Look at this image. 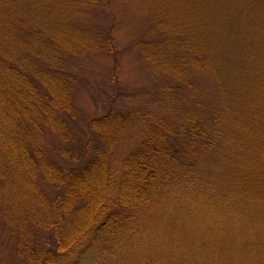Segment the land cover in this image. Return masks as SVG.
<instances>
[{"label": "trees", "instance_id": "1", "mask_svg": "<svg viewBox=\"0 0 264 264\" xmlns=\"http://www.w3.org/2000/svg\"><path fill=\"white\" fill-rule=\"evenodd\" d=\"M47 1L0 0V212L22 264H100L123 243L152 241L164 216L174 218L175 232L150 264H264V169L255 166L264 160V84L236 79L249 108L223 129L206 116L148 125L137 107L81 116L72 104L75 76L62 64L90 40L53 19ZM105 45L112 53L111 37ZM218 60L208 54L196 66L219 80ZM143 119L144 140L114 164L113 143ZM46 129L71 146L45 145ZM254 133L263 143L253 144ZM213 156L229 161L219 174L201 166ZM231 156L244 164L231 165ZM7 190L42 240L27 215L15 220L11 205L2 208ZM191 242L194 253L177 250Z\"/></svg>", "mask_w": 264, "mask_h": 264}, {"label": "rangeland", "instance_id": "2", "mask_svg": "<svg viewBox=\"0 0 264 264\" xmlns=\"http://www.w3.org/2000/svg\"><path fill=\"white\" fill-rule=\"evenodd\" d=\"M47 2L51 11L57 14L53 19L58 20L61 26L88 34L90 40L84 51L73 54L62 64L66 72L75 76L72 104L81 116L100 117L103 109L105 112L109 108L128 111L137 107V112L144 114V118L149 121L148 125L159 119L187 121L206 116L212 121L216 117L217 129H223L229 119L242 114L246 107L249 108L246 89L243 90L245 94H242L239 87H235L236 79L247 77L251 80L252 77V82L264 84V0ZM108 37L112 40V53L105 45ZM97 45H100L99 50ZM212 53H218L220 57L217 61L222 66L218 71L219 80L205 71L204 67L196 66ZM261 86L264 88V85ZM236 88L240 92L231 97L230 90ZM243 120V117L239 119L236 129L244 127L241 123ZM143 121L115 140L110 154L114 164L144 140L148 125ZM213 127L214 123L210 130ZM258 127L253 125L254 130ZM44 135L45 145L71 146V140L64 142L62 134L58 132L46 129ZM254 136L251 141L255 139L258 142L253 144L263 143ZM215 158L212 157L215 163L205 158L201 166L211 167L213 172L219 174L229 161L223 160L220 164ZM230 163L242 165L243 161L231 156ZM255 166L264 169V160L258 158ZM42 184L37 186L38 190L50 196L47 185ZM13 192L6 191L2 208L11 205V218L25 220L27 214L18 209L19 201L12 195ZM181 207L185 208V204ZM161 213L155 215L154 219L162 218ZM27 218L34 236L42 240L46 236L44 231L33 226L31 215H27ZM172 219L163 217L164 225L155 230L156 236L152 241L146 242L144 238L139 243L135 240L123 243L121 249L112 247L111 253L115 252L114 255L100 264L156 262L155 256L164 252L175 232L176 227L169 225ZM151 230L153 232L154 228ZM10 231L2 210L0 264H22L13 250L14 244L9 240ZM189 246L193 248L178 245L177 250L189 254L197 250L195 243L191 242ZM150 255L154 258H149Z\"/></svg>", "mask_w": 264, "mask_h": 264}]
</instances>
